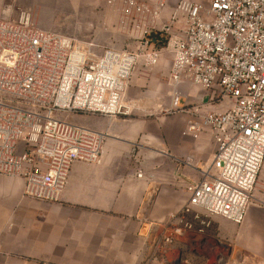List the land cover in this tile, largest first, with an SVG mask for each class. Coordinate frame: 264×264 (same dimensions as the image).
<instances>
[{"label": "built area", "instance_id": "obj_1", "mask_svg": "<svg viewBox=\"0 0 264 264\" xmlns=\"http://www.w3.org/2000/svg\"><path fill=\"white\" fill-rule=\"evenodd\" d=\"M170 1L123 0L122 24L139 37V48L99 55L92 44L36 26L29 13L0 19V176L22 178L25 196L50 203L61 200L74 164L101 163L107 139L60 115L130 116L134 70L139 62L146 70L158 66L157 42L166 38L170 109L194 117L187 132L209 131L216 146L187 186L183 207L162 225L168 245L210 226L199 211L242 224L264 165V0H211L208 7L180 0L156 28ZM185 80L211 91L212 102L228 100V108L181 107Z\"/></svg>", "mask_w": 264, "mask_h": 264}, {"label": "crops", "instance_id": "obj_2", "mask_svg": "<svg viewBox=\"0 0 264 264\" xmlns=\"http://www.w3.org/2000/svg\"><path fill=\"white\" fill-rule=\"evenodd\" d=\"M122 1L80 3L103 13L96 19L111 29L124 27L118 16ZM169 9L156 28L170 17ZM11 14L3 8L0 19L12 20ZM167 80L144 92L146 75H133L127 92L133 115H81L79 125L107 135L103 158L97 165L74 164L59 202L25 196L22 178L0 176V264H195L207 248L204 242L213 240L225 242L229 254L264 264V165L242 224L212 216L207 233H185L174 245L161 240L162 225L183 207L187 186L199 180L216 149L211 132H187L195 120L190 114H178L170 125L167 116L152 117L151 109L171 103ZM178 90L181 107L222 113L230 104L212 102L211 91L188 80Z\"/></svg>", "mask_w": 264, "mask_h": 264}, {"label": "rangeland", "instance_id": "obj_3", "mask_svg": "<svg viewBox=\"0 0 264 264\" xmlns=\"http://www.w3.org/2000/svg\"><path fill=\"white\" fill-rule=\"evenodd\" d=\"M179 1L180 0H177L175 3L170 5L171 7H169L170 9L168 11L170 15L171 13H174ZM183 1L200 3L205 7H208L211 0ZM3 8H10L12 19H16L20 12H26L31 15L33 23L42 29L59 33L85 47H88L89 44L94 45L91 50L96 55L101 54L107 48L136 51L140 45L139 37L132 33V28L128 24L124 27H113L111 29L103 27L101 22L96 19L97 16L102 15L103 13L100 11L88 10L84 5H82V3H80V0H0V11ZM105 14L108 15V13ZM111 14L112 16L115 15V17L116 14L118 15V13ZM121 14L124 15L120 12V15L118 16H121ZM179 22V25L184 24L183 17L179 18ZM166 44V38H162L159 42H157V48L161 51V59L160 63L154 68V70H146L142 66L141 62L137 64L134 70L133 75L137 72L146 75L147 81L145 87L143 88L144 92L155 90L154 87L159 86V81L161 82L162 77L166 80L168 79L166 83L169 84V77L164 74L168 73L170 70L172 56L167 49ZM157 69L162 71V76L152 75V73L154 74ZM156 78L159 80L156 81ZM170 108L171 103L168 106L160 107L157 109L158 111H156V109H151V115H153L152 117L167 116L165 124L170 125L171 122L177 118V115L180 114L175 111H171ZM133 114L135 113H132L131 115ZM81 115L87 114H63L60 115V117L70 123L82 124L79 119ZM147 117L150 116L148 115ZM21 147L22 150L23 146ZM162 164L163 168L167 169L165 166L166 164H164V162ZM201 218L210 222L207 216L201 215ZM209 227L204 228L203 233H207L206 230ZM179 241L180 240L175 241L171 245H174ZM204 243L206 244L204 246H207V248H205L201 257L198 255L200 259H196L195 264H257L255 263L256 261L247 259L240 254H229V250L231 248H229L225 242L213 240L211 243L208 241Z\"/></svg>", "mask_w": 264, "mask_h": 264}]
</instances>
